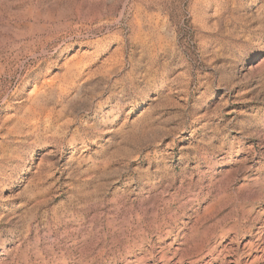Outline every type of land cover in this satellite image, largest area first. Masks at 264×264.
Here are the masks:
<instances>
[{
    "label": "rangeland",
    "instance_id": "1",
    "mask_svg": "<svg viewBox=\"0 0 264 264\" xmlns=\"http://www.w3.org/2000/svg\"><path fill=\"white\" fill-rule=\"evenodd\" d=\"M258 237L264 0H0V264Z\"/></svg>",
    "mask_w": 264,
    "mask_h": 264
},
{
    "label": "bare ground",
    "instance_id": "2",
    "mask_svg": "<svg viewBox=\"0 0 264 264\" xmlns=\"http://www.w3.org/2000/svg\"><path fill=\"white\" fill-rule=\"evenodd\" d=\"M261 238L258 237L256 241H248L244 245V250L242 251L243 255H249V253H252V251H261V255L256 256L251 263L255 260H262L264 261V247L260 248ZM194 249V255L199 257L200 264H203L202 262L208 257L209 260L204 264H247V261H243L242 258L239 257V250L231 248L230 246H225L223 249L218 248V246H213L211 248H206L205 243L195 244L194 247H191ZM190 250V251H191ZM192 253L186 252L185 255H190ZM193 255V256H194ZM229 256H234V260H228ZM192 257V256H191ZM236 257V258H235ZM248 257V256H247ZM181 262V261H179Z\"/></svg>",
    "mask_w": 264,
    "mask_h": 264
}]
</instances>
